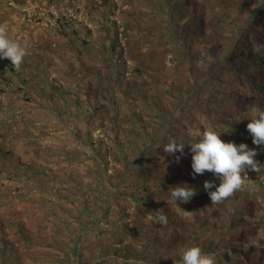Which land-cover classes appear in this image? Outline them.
<instances>
[{"label":"trees","instance_id":"trees-1","mask_svg":"<svg viewBox=\"0 0 264 264\" xmlns=\"http://www.w3.org/2000/svg\"><path fill=\"white\" fill-rule=\"evenodd\" d=\"M166 8L170 10L169 15ZM154 13L153 20L165 22V26L184 43L183 59L189 66L183 71L188 84L185 92L189 97L183 105L179 102L180 89L176 85L172 86L174 91L161 94L144 83L131 84L127 90L120 89L124 92L121 97L109 92L108 98L98 101L88 96L83 100L81 95L74 98L64 90L59 91V83L49 79L47 69L35 73L29 71V75H25L29 79H24L23 83L29 92L33 87H39L40 79L45 76L41 94L33 98H38V102L48 98L50 105L45 109L57 114V126L47 136L52 135L53 139L60 141L66 135L72 137L74 150L64 159L66 167L70 168L68 180L64 181L59 169L63 162L59 161L61 157L54 148L46 147L49 149L47 156L54 157V163L43 158L45 163L31 164L0 147V154L6 157L3 159L4 168L15 169H0L4 175L0 192L12 186L17 199L27 196L35 207L39 206L34 214L40 216L36 229L42 230L34 238L27 233L29 230H20L19 239L22 241L15 244L5 229L8 224L4 219L8 215L1 216L0 211V252L7 254L5 257L10 260H17L20 254L22 259L28 258L35 247L37 253L35 258L31 257L33 261L26 259L30 264H75L76 249L67 246L79 243L81 248L88 245L84 255L94 258V264H179L180 250L189 246H199L204 253L211 254L216 264H231L230 255L239 257V262L235 263L239 264L250 256L239 254L245 244L242 240H250L251 235L253 241L260 242L261 236L252 226L259 214L253 213L249 201L238 200L232 205L231 201L242 198L240 188L218 204H211L209 199L200 201L207 195L203 184L213 179L212 174L206 172L193 179L188 146L179 162L164 153L163 146L172 139L193 142L203 130H214L226 142L246 143L253 147L246 125L248 119L256 115L255 109H264V83L257 82L264 76V0H167L156 7ZM157 15L164 19L160 20ZM12 24L16 25L13 21ZM244 26L249 34L243 38L247 40L243 48L247 49L243 55L247 62L243 65L236 55L239 46L236 38L244 36L241 31ZM231 30L235 34L233 39L228 35ZM72 32L77 38L82 29L77 27ZM13 36L17 37V34ZM70 41L76 43L77 39L73 41L71 37L67 42ZM79 42L74 47L76 51ZM116 44H113V51H116ZM47 59L50 67L54 66L53 58ZM3 60L10 70L0 79L10 82V77L18 69L9 60ZM40 60L42 62L43 58ZM61 65L66 67L67 59ZM181 65L183 63L178 62L176 66ZM64 67L60 68L61 71L66 70ZM110 67L118 75V84H122L129 72L142 78L154 72L153 66L142 61H137L131 71L123 57ZM21 68L25 69L24 66ZM245 71L252 72L251 81L244 83L246 95L234 84L236 74ZM30 79L32 84L28 81ZM81 81L93 88L88 81ZM97 81L106 86L103 80ZM124 96L128 100L131 98L129 105ZM139 103L144 105V115L139 113ZM125 105L128 114L123 113ZM98 106L104 109L103 113H98ZM41 108H44L43 104ZM79 123H83V127L80 128ZM73 127L80 130V135H76ZM96 131L100 133L95 137ZM78 147L83 148L81 152ZM35 149L40 152L38 146ZM28 158H32V154L29 153ZM256 159L264 162V150ZM85 172L89 173V178L85 177ZM256 175L257 172L242 171L244 180L254 179ZM40 180L44 184L50 181L52 185L43 189ZM139 184L141 191L135 190ZM181 184L195 188L197 194L188 203L177 201V206L167 203L170 188ZM1 196L7 203L12 198L10 194L0 193ZM241 204H247L246 215L233 219ZM158 214L167 217V224L158 222ZM12 218L17 224L22 223L19 213H13ZM102 224L108 227H102ZM134 228L141 229L149 240H157L144 244L147 252L143 261L136 259V254L140 253L133 246L141 234H137L131 244H126L129 240L127 232ZM35 240L41 242L39 248L35 246ZM261 240L260 245L264 243V237ZM128 246L134 248L130 251L132 255L126 253ZM118 250L123 252L122 255ZM89 257L87 264H91ZM82 261L83 256L78 264Z\"/></svg>","mask_w":264,"mask_h":264},{"label":"rangeland","instance_id":"rangeland-1","mask_svg":"<svg viewBox=\"0 0 264 264\" xmlns=\"http://www.w3.org/2000/svg\"><path fill=\"white\" fill-rule=\"evenodd\" d=\"M102 1L103 4H99L97 0H19L16 1V4L18 5L20 3L21 6L25 7L30 6L29 4L34 6L39 4L40 8L46 10V14L33 17L29 26L22 24L23 12H11L8 16L14 17L12 19L6 16H1L0 18L2 19L0 24H7L9 28L20 30L21 33H25L30 37L34 34L38 38H41V41H39L41 42L39 43L41 45L40 47H37L38 44H36L35 48L33 44H29V46L25 44L21 45L26 49L27 55L20 69L17 70L16 74L10 77V82H2L0 79V147L14 152L16 157L20 159L23 158L24 161L31 164L45 163L43 158L48 160V163H54V157L47 156L49 155V149L47 150L46 147L54 148L57 155L62 159H59V161L63 162L59 169L63 174L62 177L64 181L68 180L67 174L70 172V168L66 167L64 159L68 152L74 150L73 138L66 135L63 140L60 141V139H53L52 135L47 136L48 132L50 130L52 131V129L57 126V114H55L54 111L45 109L50 105V102L48 103V98L45 99L46 101L41 100V102H38V98H33L34 96L39 97L41 94L42 80L45 76L40 79L41 85L36 88L31 85L33 88L29 92L27 85L23 83V80L27 78L25 77L27 73H35L38 72V70L43 71V69H47L50 73L49 79L59 83V91L64 90L74 98L81 95L83 100L88 96L91 97V100H95L96 98L98 101H101L109 97V92L110 94L115 93L116 96L120 94L121 97V93L124 94V92H120V89L127 90L130 88L131 84L136 86L138 83H144L147 87H151L161 94L174 91L172 86L176 85L180 89L178 95L180 97L179 102L182 105L189 97V93L185 92L188 84L186 75L183 71L184 67L189 66V63L183 59L184 43L165 26V22H156L153 20L154 16H156L154 13L155 8H158L161 3L167 2V0ZM238 2L241 4V1ZM52 6L62 15L60 19L51 16L49 9ZM76 7L83 10V14H78L77 19L70 18L68 16L69 14L63 16V12L66 8L70 9ZM166 13L167 15L170 13L168 8H166ZM157 18L160 20L164 19V17L158 15ZM238 19V22H241V18ZM12 21L15 22L16 25L12 24ZM236 26L237 24L234 23V27ZM77 27L78 29H82V33L75 38L76 34L72 31ZM246 28L247 27L244 26L241 30L244 32V34H242L244 36H242V38H236V41L239 43V46L236 47V55L241 59L243 65L247 62V59L243 58L247 50L243 49L245 47L244 44L247 42V40H243V38L245 35L247 38L249 34V30ZM47 32L51 33V35L48 36L51 42L50 44L46 42L45 35ZM61 32L62 39L59 41L58 36ZM219 35L223 36L221 33ZM228 35L230 39H233L235 34L231 30ZM71 37L73 41H76V39L80 41L78 51L74 50V47L78 45L77 41L76 43L71 41L67 42ZM55 41L59 42L55 43ZM15 42L19 44V42ZM45 42L48 47L42 44ZM114 43H117L116 51H113L112 48ZM28 47L31 48L28 49ZM45 47L48 48V51L43 50ZM50 50H53V52H49ZM248 53L247 55H250V52ZM120 54H122L121 57H119ZM48 57L53 58L52 62L54 66L50 67L49 60L47 59ZM122 57L126 59L128 69L131 71H133L137 61H142L148 66H153L154 72L148 73L147 75L149 76L147 78L138 77L129 72V74L125 75L124 79H122V84H118V80H116L118 75L113 73L110 65L111 63H116ZM42 58L43 63L40 60ZM45 58L47 60H44ZM251 58L253 60V57ZM64 59L68 61L66 67L61 65ZM173 59H175V61H173ZM39 62H41V64ZM178 62H182L183 66L181 65L178 68L176 66ZM22 66H24L25 69H22ZM62 67L66 70L61 71L60 68ZM251 73L252 72L245 71L240 75L236 74L234 78L235 87L243 92L244 95L247 94L244 83L251 81ZM99 79L103 80L106 86L99 85L97 81ZM81 80L88 81L92 84L93 88H89L84 84L85 82L83 83ZM28 81L32 84V79ZM257 82L264 83V76ZM251 95L254 96V94ZM125 97L126 96H124V99L127 101L126 103H128L131 98L128 100ZM41 104H43L44 108H41ZM65 104L66 103L62 105L59 104V107H63ZM134 106L135 105H133V107ZM140 108L141 110L139 113L144 115V105L141 106V103L138 104V110ZM127 110L125 105L123 113L128 114L129 111ZM97 111L98 113H103L104 109H100V106H98ZM83 125V123H79L80 128L83 127ZM73 130L76 131V135H80L81 132L79 129L77 130L73 127ZM98 133L99 131L95 132V137L98 136ZM111 133L112 132H110V134ZM36 146L40 149L38 153L35 152L37 150L35 149ZM42 147H44L43 150ZM82 149L83 148L78 147V152H81ZM88 151L89 149L86 150V152ZM29 153L32 154V158H28ZM36 153L38 155H36ZM4 157L5 156L0 154V169L9 171L15 170L8 167L4 168ZM262 160L264 161V159ZM48 163L46 164L48 165L47 167H49ZM262 164H264V162ZM52 168L55 169V166ZM49 173H51V171ZM84 175L89 178L88 172H85ZM3 178L4 175L0 172V184ZM250 179L252 178L243 179L242 186L240 187L242 198H236L231 202L232 205H235L238 200L249 201L251 205L250 209L253 210V213L259 214L255 223H252V226L258 230V235L261 236V242V238L264 237V167L261 168L260 172H257L254 179ZM51 185L52 182L50 181L44 184L42 180H40V187L43 189L47 187L50 188ZM140 189L141 184L136 185L135 190L141 191ZM0 193L10 194L12 196L9 203L4 200V196L0 197V211L1 216L8 215V218L4 219L8 226L4 228L13 243L18 244L22 241V239H19L20 230H29L27 233L33 238L42 233V230L36 229V225L40 223V216L34 214L35 211L36 213L38 212L37 208L39 206L35 207L27 196L17 199L18 195H15V189L12 186L3 188ZM208 199L209 197L206 195L200 198V201H207ZM246 205L247 204H241L240 209L235 213L233 219H240L246 215L244 210ZM259 210H262V212L260 213ZM13 213L20 214L22 217L21 224H17L14 221L12 218ZM248 221L250 220L248 219ZM249 223L251 224V222ZM101 226L108 227L104 224ZM226 229L227 227L225 226L224 230L226 231ZM143 233L144 232L138 228L129 230L127 232L129 240L126 242V244H131L136 235L141 234L139 236L140 240L133 244L140 253L136 254V259L141 261L144 260V254L147 252L146 248H144V244L146 246L150 241H157L155 238L149 240L148 236ZM229 236H232L231 232H229ZM249 239L250 240L245 241L244 239L242 240L245 244L242 250L239 251V254H247L251 257L249 256L239 264H264V243L260 245V242H257V240L253 241L251 235ZM39 245H41V242L35 240V246L39 248ZM85 246L82 247L83 249L79 243L78 245L76 243H69L67 246L68 248L71 247V249H76L77 257L75 264H78V260L82 258V256V264H87L85 262L89 256L88 254L84 255V251L86 250ZM258 246V251L254 252ZM131 249L134 250L133 247L128 246L126 251V253H128L127 255H132V253H130ZM140 249L142 251H140ZM36 253L37 249L33 247L29 252L30 256H28V258L22 259L20 254L17 260L12 261L8 257H5L7 254L0 252V264H30L26 259L32 260L31 257L35 258ZM122 253L121 250H118L119 255H122ZM62 257L66 258L65 256ZM89 259L91 260H89L91 264H94V258L92 259L90 256ZM229 259L231 264L239 262V257L235 255H230Z\"/></svg>","mask_w":264,"mask_h":264},{"label":"clouds","instance_id":"clouds-1","mask_svg":"<svg viewBox=\"0 0 264 264\" xmlns=\"http://www.w3.org/2000/svg\"><path fill=\"white\" fill-rule=\"evenodd\" d=\"M8 1L11 2L12 8L21 6L20 3L16 4V1L19 0ZM97 2L103 4L102 0H97ZM29 5L31 7H25L22 18V24L28 26L33 17L46 14V10L40 8L39 4H36L38 5L36 8L34 5ZM14 33L17 34V37L13 36ZM50 35V32L45 35L46 42L49 44L51 43L48 39ZM31 39L32 37L21 33L20 30L9 28L7 24H0V61H3L0 63V76L10 70L3 59L9 60L17 69L20 68L27 55L26 49L21 45L30 43L35 48L36 45ZM61 39L62 32L58 36V40L61 41ZM59 41H55V43ZM254 111L256 115L248 119L249 122L246 125V131L251 137L253 147H249L246 143L226 142L220 138L221 134L214 130H203L199 134V138L193 142L185 143L182 139H172L163 146V152L168 156L175 157L176 162L185 156L184 149L188 146L191 154L190 166L193 179L206 172L212 174L213 179L205 181L203 184L211 204L222 202L242 186V171L260 172L261 168L264 167V164L256 159L264 150V109L257 108ZM170 189L169 199L166 202L176 206L177 201L188 203L197 194L196 189L187 184H181ZM156 219L161 225L167 224L165 215L158 214ZM179 255V264H216L215 258L211 254L204 253L199 246L182 248Z\"/></svg>","mask_w":264,"mask_h":264},{"label":"crops","instance_id":"crops-1","mask_svg":"<svg viewBox=\"0 0 264 264\" xmlns=\"http://www.w3.org/2000/svg\"><path fill=\"white\" fill-rule=\"evenodd\" d=\"M6 2L4 1V0H0V18H1V16H6V17H10V16H7V15H9V14H11V12H13V11H19V12H23L24 10H25V8H22V7H18V8H12L10 5H7V4H5ZM38 5H35V8L37 7ZM35 11V10H34ZM11 19L12 18H14V17H10ZM16 18V17H15ZM1 20L2 19H0V23H1ZM32 42L36 45V44H38L37 45V47H40L41 45L39 44V43H41V42H39V41H41V38H38L36 35H34L33 34V36H32ZM42 44H44V45H46L47 47H48V45H47V43L45 42V43H42ZM47 47H45L43 50L44 51H47L48 50V48Z\"/></svg>","mask_w":264,"mask_h":264},{"label":"built area","instance_id":"built-area-1","mask_svg":"<svg viewBox=\"0 0 264 264\" xmlns=\"http://www.w3.org/2000/svg\"><path fill=\"white\" fill-rule=\"evenodd\" d=\"M49 11H50L51 16L55 17L56 19H58V18L60 19L62 17V15H60L59 12L56 11V9H55L54 6L50 7ZM78 14H80V15L83 14V10L80 9V8H78V7H76V8H70V9L66 8L64 10V12H63V16L68 15L70 18H73V19H77ZM98 135H99V133H98Z\"/></svg>","mask_w":264,"mask_h":264}]
</instances>
